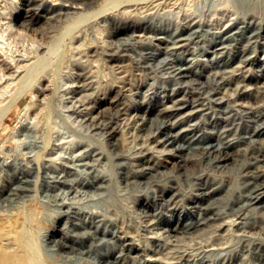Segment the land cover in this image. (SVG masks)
Returning a JSON list of instances; mask_svg holds the SVG:
<instances>
[{
    "label": "bare ground",
    "instance_id": "obj_1",
    "mask_svg": "<svg viewBox=\"0 0 264 264\" xmlns=\"http://www.w3.org/2000/svg\"><path fill=\"white\" fill-rule=\"evenodd\" d=\"M35 1L28 0L29 6L23 8L21 13L15 16V20L17 24L23 25L29 31H36L40 37L45 39L40 41L34 55L31 53L33 56L28 59L6 58V61L5 58L0 59L4 64L3 69L8 72V75L0 72L2 73L0 74V83L6 76H10L5 79V81L8 80V85L14 84L16 80V87L14 86L13 92L10 91L12 94L9 95L8 102L3 103V100L0 99L1 128H4L3 118L14 106L18 105L21 96L28 92L37 96L38 93L45 91L40 86L36 88V91H33V82L44 77L45 63H50L51 55L65 36L75 35L86 29H94L101 38L104 35L107 38L121 40L126 37L125 35L130 34L129 32L134 34L137 31H151L154 34H152L153 40L155 39L159 43H171L170 52L183 49L184 52L195 55V57L207 55L215 72L205 74V69L201 68L202 64L197 62V66L184 64V59L180 57L171 62L172 65L174 64L172 71L174 78L187 82L186 84L190 82L194 90L195 87L198 89V95H190L192 93L190 90L193 89L190 88L183 97L173 100L171 105H165L157 113H153V109H146L141 115H138L139 109L124 103L122 97L109 100L112 107H118L119 116L129 110L137 111L135 113L137 119L134 118V120L139 122V131H150L148 134L149 143H147L149 146L144 147L134 156H125L126 154L124 155L119 149L121 128L110 125L109 134L112 138L106 141L109 148H105V145L101 146L98 148V153L100 154L104 150L108 152L109 159L116 161L113 162V166H119V169L113 170L112 176H91L88 173L83 176L81 174L83 176L81 184L88 189L105 190L107 195L102 201L104 206L115 201L114 185L117 184L118 178L127 186L144 188L146 195L139 198L143 210L148 212L150 208L154 207L155 210L150 214L162 228H165L164 231L175 237L197 234L210 226L226 225L231 217H234L235 221L244 217L250 219L256 216V210H264V85L263 88L261 87L262 90L260 88L248 90L244 87L238 89L240 95L255 93L256 101L251 106L227 104L228 99L219 95V87L223 84H230L229 78L225 74L223 75V70L227 69L230 66V61L236 58L232 50L243 46L245 54L240 56L239 60L244 63V68L256 62V59L250 55L251 50L255 48L257 50V47L264 48V0H234V7L240 16L238 24L222 34L213 36L209 40L208 48L199 46L193 50L189 47L190 41L194 36H198L199 29H192L189 34V31L184 27L171 31L146 14L148 10L155 7L170 5L172 0H65L70 3H62L59 8L64 11L57 13L53 10L54 8L49 10L50 8H47L44 1L38 6H34L33 2ZM127 7L132 9L127 10ZM44 12L50 23L49 27L35 28L34 25L41 20ZM104 31L107 33L104 34ZM201 31L200 33H202ZM104 42L105 40H103ZM80 43L85 42L82 40ZM80 43L79 45H81ZM121 48V51L117 50L108 54V62H119L125 56L124 52L130 49L128 43H124ZM141 50H143V58L136 61V67L148 69L151 64L150 59L156 57L157 52L149 46H145ZM176 52L175 54H177ZM167 55L169 57V54ZM88 59L90 60V58ZM95 60L89 61L88 64L83 62L85 67L80 65L82 71L87 68L83 76L87 77L88 72L93 71L94 67L98 65L94 64ZM125 67V65L119 66L121 71L124 69L127 71L128 69ZM257 69L263 71L264 65ZM90 74L93 76V72ZM202 74L207 76L205 81L200 78ZM119 78L122 91L130 89L128 75L124 74ZM212 84H216L217 88L212 87ZM259 102L261 104L256 105ZM35 104L36 100L32 97L31 102L20 110V118L15 124L18 136L24 135L26 139L33 137V130L29 127L28 121L26 122V116L29 109H32ZM188 107H192L195 111L213 110L214 117L204 125L199 122L181 125L172 121L176 114ZM233 114L234 117L231 119ZM236 115H240L239 122H236ZM93 119L107 120L105 123L107 125L115 121L114 117L111 115L107 117L106 113L96 114ZM245 122H252L253 125H247ZM232 125L240 128L242 134L234 138L231 136L216 138L206 130V128L217 129L218 127L226 129ZM118 133L119 136H117ZM31 140L33 141V139ZM21 143H17L18 147ZM20 149L16 150L9 146L6 141L0 143V216L2 218L0 221L4 225L1 226L4 229L0 230L2 231L0 232V264H42L41 257H44L41 256L42 249L37 244L35 235L26 227V221L30 219V214L23 210L15 212V210L12 211V209L4 207L8 206L7 203L14 206L17 201L26 200L30 196L36 167L44 177L50 174L51 167L47 168L39 162L36 164L32 157L30 159L27 157L26 162L27 160L29 162H24L25 155L22 157ZM169 160H174L173 165H169L170 167L167 165ZM61 205L66 207L65 211H61L63 216L61 228H53L44 234L45 239L50 240L60 251L69 254L94 255L100 264H124V260L133 254L134 245L120 236L115 230L116 226L113 221L106 216L98 212L94 213V211H82V208L73 207L66 201H63ZM236 225L240 229L253 228L248 221L241 220ZM263 242L260 241L254 246L258 254L264 253ZM117 244H119L118 247H115ZM232 258L233 256L223 258L224 260L217 264H233ZM213 259H210L209 256L208 258L202 257L196 262L188 264H212L211 260ZM262 260L264 262V257Z\"/></svg>",
    "mask_w": 264,
    "mask_h": 264
},
{
    "label": "rangeland",
    "instance_id": "obj_2",
    "mask_svg": "<svg viewBox=\"0 0 264 264\" xmlns=\"http://www.w3.org/2000/svg\"><path fill=\"white\" fill-rule=\"evenodd\" d=\"M43 1L47 4V8H50L49 10L54 8L56 13L64 11L59 8L62 3H70L65 0H36L33 4L38 6ZM27 3L28 0H0V44L2 43L0 56L3 55L0 59L5 58V61L6 58L28 59L34 55L40 41L45 39L40 37L36 31H29L23 25L17 24L15 16L20 14L23 8L29 6ZM234 6V0H172L170 5L155 7L148 10L146 14L171 31L184 27L189 31V34L192 29H199L200 35L194 36L190 41L189 47L193 50L199 46L208 48L209 40L213 36L222 34L238 24L240 16ZM126 9L132 8L127 7ZM43 14L41 20L34 25L35 28L45 29L49 27L50 23L45 16L46 13ZM87 30L83 31L86 35L80 32L69 35L70 37L67 35L62 39L56 51L51 55L50 63L44 65V77L33 82V91H36L38 86L45 91L38 93L37 96L30 94V92L21 96L18 105L14 106L3 118L4 128L0 127V143L6 141L9 146L16 150L21 148L22 157L25 155L24 162L32 157L36 164L39 162L47 168L51 167V172L47 177L41 175L36 167V173L33 177V190L30 196L26 200L17 201L14 206L7 203L8 206L4 207L12 209V211L15 210V212L23 210L30 214V219L26 221V227L35 235V240L42 249L41 256H44L41 257L42 264H51L52 262L53 264H100L94 255L69 254L60 251L50 240L45 239L44 234L47 231L53 228L59 229L63 224L61 211L66 209L61 205L63 201L73 207L82 208V211L98 212L113 221L116 226H114L115 230L120 236L131 242L135 248L133 254L124 260V264H188L196 262L202 257L208 258V256L210 259L214 258L211 260L212 262L210 261L212 264H217V262L219 263L231 256H233V264H264L262 260L264 253L258 254L254 247L256 243L264 241V210H256V216L250 219L244 217L235 221L234 217H231L226 225L210 226L197 234L175 237L164 231L165 228H162L150 214L155 210L154 207L150 208L148 212L143 210L139 198L145 197L144 188L127 186L118 178L117 184L114 185L115 201L104 206L102 201L107 195L105 190L88 189L81 184L83 176L87 173L91 176H112L113 170L119 169V166H113V162L116 161L109 159L108 152L104 150L102 153H98V148L101 146L105 145V148H109L106 141L112 138L109 134L110 125L121 128L122 135L118 133L117 136L120 135L121 147L119 145V149L124 155L126 154L125 156H134L141 152L144 147L149 146L147 143H149L148 134L150 131H139V122L134 120V118L137 119L135 114L137 111L129 110L119 116L118 107H112L109 100L122 97L124 103L139 109L138 115H141L146 109H153V113H157L159 109L165 105H171L173 100L183 97L190 88H193L190 82L186 84L187 82L174 78L172 73L174 64L172 65L171 62L180 57L184 59V64L194 66H197V63L202 64L201 68L205 69V74L215 72L207 55L195 57V55L187 54L183 49L170 52L171 43H159L155 39L153 40L154 34L151 31H137L134 34L129 32L130 34L125 35L126 37L120 40L107 38L104 35L101 38L94 29ZM105 33L107 32L104 31ZM82 40L88 43L86 45L80 43ZM103 40H105L104 43ZM123 41L128 43L130 48L127 52L122 51L126 53V57L123 56L119 62H108V54L117 50L121 51ZM145 46H149L157 52V56L150 59L151 62L149 61L151 63L149 68L152 66L151 70L136 67L137 62L143 58V50L141 49ZM232 52L236 58L230 61V66L227 69L223 70V75L225 74L229 78L230 84L221 85L219 95L228 99L227 104L251 106L256 101L255 93L240 95L239 90L241 87L248 90H257L258 88L262 90L264 70L260 71L257 68L264 65V48L259 49L257 47V50L256 48L251 50V54H249L256 59V62L244 68V63L239 60V57L245 54L243 46L234 48ZM9 59L7 60L9 61ZM91 60H95L93 61L94 64L98 65L94 67L93 71L88 72L87 77L83 76L87 68L82 71L80 65L85 67L84 65ZM83 62L86 63L83 65ZM240 63L242 64L240 65ZM120 65H125L128 70L121 71ZM3 67L4 64L0 61V68H2L0 72L8 75ZM91 71L93 76L90 74ZM124 74L128 75V81L131 84H129L130 89L125 92L122 91L119 78ZM7 77L10 76L4 77L0 83V99L3 100V103L8 102L9 95L16 87V80L14 84L8 85V80L5 81ZM92 77L93 79H91ZM200 78L205 81L207 76L202 74ZM211 86L217 88L216 84ZM190 91L192 92L190 95H198L196 87L195 90L193 88ZM32 97L36 100V104L32 109H29L26 122L28 121L29 127L33 130V137L26 139L24 135L18 136L15 131V124L20 118V110L31 102ZM226 103L225 105H227ZM259 104L261 103L256 105ZM100 113H106L107 117L111 115L115 121L107 125L105 124L107 120L97 121V119H93L94 115ZM213 117V110L195 111L192 107H188L176 114L172 121L181 125L198 122L204 125ZM232 117L234 114L230 118L233 119ZM239 117L240 115H236V122L240 121L238 120ZM246 123L253 125L252 122ZM206 130L216 138H229L230 136L234 138L242 134V130L236 125L226 129L218 127L217 129L206 128ZM17 143H21L20 147ZM27 162L29 161L27 160ZM173 162L174 160H169L167 165L172 166ZM36 219L37 221H35ZM0 220L2 221L1 216ZM241 220L243 222L248 221L253 228H241V230L236 225ZM1 221L0 230H3L4 227L1 228V226L4 225Z\"/></svg>",
    "mask_w": 264,
    "mask_h": 264
}]
</instances>
